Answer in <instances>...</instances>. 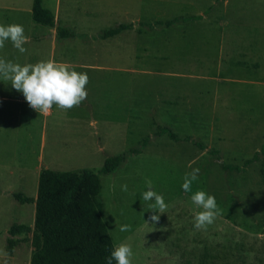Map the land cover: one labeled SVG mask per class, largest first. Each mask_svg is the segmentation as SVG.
<instances>
[{
	"label": "rangeland",
	"instance_id": "rangeland-1",
	"mask_svg": "<svg viewBox=\"0 0 264 264\" xmlns=\"http://www.w3.org/2000/svg\"><path fill=\"white\" fill-rule=\"evenodd\" d=\"M42 2L74 36L58 39L37 24L34 0H0V24H21L29 37L24 53L7 41L0 58L68 63L87 72L88 96L69 110L53 105L44 117L0 77V264H30L34 250L24 241L7 251L12 225L35 226V204L13 194L36 198L43 170L98 173L108 157L122 154L127 160L115 173L100 175V201L115 247L131 245V264H264L261 162L244 173L222 168L242 166L264 143V0ZM191 15L202 19L155 25ZM120 24L134 27L101 37ZM155 122L180 141L155 136ZM134 149L142 152L130 154ZM194 168L198 179L185 192L184 175ZM148 179L166 213L142 201ZM199 190L215 196L220 214L196 230L194 215L202 209L191 196ZM121 225L131 230L121 232Z\"/></svg>",
	"mask_w": 264,
	"mask_h": 264
},
{
	"label": "trees",
	"instance_id": "trees-1",
	"mask_svg": "<svg viewBox=\"0 0 264 264\" xmlns=\"http://www.w3.org/2000/svg\"><path fill=\"white\" fill-rule=\"evenodd\" d=\"M32 18L40 25L55 28V14L44 7L42 0H34ZM202 19V16H181L167 21H157L155 25L172 27L180 21L190 22ZM133 24H120L105 30L101 37H115L125 30L132 29ZM57 38L68 39L74 36L70 28L57 27ZM155 136H167L179 142L180 138L172 129L154 123ZM151 138H144L142 148H145ZM186 141H191L187 137ZM193 144L205 150L199 143ZM140 149L130 151V154L141 153ZM218 155V150H211ZM127 160V154L110 156L105 160L98 173L81 169L72 171H54L46 169L39 176L38 195L36 198L23 193L13 194V198L21 204H35L34 228L25 224H14L9 229L7 251L12 254L21 242H31L34 250L30 264H108V259L115 248L108 224L105 220L103 204L100 201L102 183L100 175L115 173ZM261 162L262 181L264 182V143L251 159L242 166L223 164L228 172L244 173L247 168ZM32 233L31 238L17 239L19 235ZM112 264H116L113 259ZM203 264H207L204 262Z\"/></svg>",
	"mask_w": 264,
	"mask_h": 264
},
{
	"label": "clouds",
	"instance_id": "clouds-1",
	"mask_svg": "<svg viewBox=\"0 0 264 264\" xmlns=\"http://www.w3.org/2000/svg\"><path fill=\"white\" fill-rule=\"evenodd\" d=\"M29 37L25 35V29L21 24H0V48L5 46L7 41L20 52L24 53V45ZM0 77L9 81L12 88L22 92L29 106L40 114H48L53 105L62 110H69L78 107L87 99L88 92L86 85L89 83L87 72H78L72 65L65 62H57L51 59L41 60L35 64L27 63L21 65L13 61L0 58ZM191 167V162L189 163ZM200 169L194 168L191 172L185 173L182 188L185 192L191 190L193 181L198 179ZM147 191L141 193L142 201H154L149 209L154 213H166L167 204L163 195L153 190L150 179L146 180ZM122 190L127 191V185H122ZM192 202L200 209L194 215V228L204 229L211 225L220 214L217 201L214 195L205 191H196L191 196ZM153 222H159L160 216L153 214L150 218ZM121 232L130 231L131 225L119 226ZM133 256L131 245L122 242L114 248L108 264L113 259L116 264H131Z\"/></svg>",
	"mask_w": 264,
	"mask_h": 264
},
{
	"label": "crops",
	"instance_id": "crops-1",
	"mask_svg": "<svg viewBox=\"0 0 264 264\" xmlns=\"http://www.w3.org/2000/svg\"><path fill=\"white\" fill-rule=\"evenodd\" d=\"M55 18H56V27L55 28H50V27H48V28H50L52 31L54 30L55 32H56V35H57V31H56V28L58 27V17H57V15H55ZM20 103L21 104H24V103H27V101H20ZM28 104V103H27ZM29 105V104H28ZM30 107V106H29ZM30 109H32L31 107H30ZM32 111H34L36 114H40L39 112H37L36 110H34V109H32ZM51 114H52V109L50 110V112L48 113V114H42L44 117H49V116H51Z\"/></svg>",
	"mask_w": 264,
	"mask_h": 264
}]
</instances>
